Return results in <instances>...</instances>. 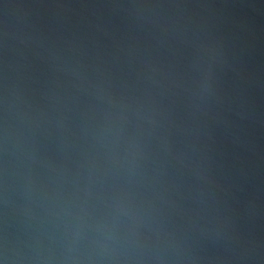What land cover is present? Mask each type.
Listing matches in <instances>:
<instances>
[{"label": "water", "instance_id": "water-1", "mask_svg": "<svg viewBox=\"0 0 264 264\" xmlns=\"http://www.w3.org/2000/svg\"><path fill=\"white\" fill-rule=\"evenodd\" d=\"M0 264H264V0H0Z\"/></svg>", "mask_w": 264, "mask_h": 264}]
</instances>
